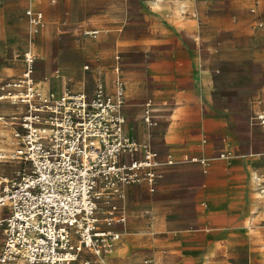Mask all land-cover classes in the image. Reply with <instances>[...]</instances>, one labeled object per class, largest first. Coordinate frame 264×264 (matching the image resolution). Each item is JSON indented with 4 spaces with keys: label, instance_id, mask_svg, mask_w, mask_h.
<instances>
[{
    "label": "built area",
    "instance_id": "2783aa9c",
    "mask_svg": "<svg viewBox=\"0 0 264 264\" xmlns=\"http://www.w3.org/2000/svg\"><path fill=\"white\" fill-rule=\"evenodd\" d=\"M259 4L251 7L253 14ZM26 13L32 31L38 33L44 13L32 5ZM253 28L264 29V21L257 20ZM23 63L20 76L0 85V102L17 109L0 115V121L11 128V158L22 165L17 177H0V264H92L84 255L100 258L120 239L117 227L127 224L124 212L115 214L125 190L146 184L155 191L162 167L176 162L127 133L126 84L120 75L113 94L105 91L101 79L95 94L83 87L44 92L36 87L35 55L26 53ZM155 114V103L148 99L143 119L149 127L157 125ZM250 124L264 129V93L253 99ZM234 153L225 147L219 157ZM185 159L206 163L204 157ZM258 188L264 194L263 179ZM103 202L114 210L101 221Z\"/></svg>",
    "mask_w": 264,
    "mask_h": 264
},
{
    "label": "crops",
    "instance_id": "0c3cea01",
    "mask_svg": "<svg viewBox=\"0 0 264 264\" xmlns=\"http://www.w3.org/2000/svg\"><path fill=\"white\" fill-rule=\"evenodd\" d=\"M37 1H31L33 7ZM52 1L44 0L42 7L50 9ZM58 1V7L62 6L64 1ZM67 5L71 13L84 6V13L89 14L86 25L122 30L119 39L123 45L146 50L145 64L127 70L125 76L130 86L136 87L137 96L149 95L142 108L148 99L155 103V118L157 125H162L166 144L161 155L171 156L175 165L185 155L206 158L205 164L197 162L178 169H186L197 178L188 187V198L177 201L190 207L177 223L178 228L162 222L161 203L156 201L152 212L161 233L154 238L124 234L117 254L127 256L135 248L144 247L153 248L154 256L166 259L168 264H264V195L258 188L264 180V156L241 153L230 122L205 112L202 98L209 86L203 82L201 33L206 23L221 28L232 24L224 15L225 9L211 12L198 0H67ZM135 30L139 35L131 34ZM45 39L44 33L42 44L36 45L38 50L45 46ZM88 49L92 44H85L81 53L87 54ZM42 59L47 60V54ZM146 78L152 83L145 88ZM224 139L228 143H223ZM225 147L236 152L221 158L220 151ZM175 165L162 167L157 188L167 174L175 171Z\"/></svg>",
    "mask_w": 264,
    "mask_h": 264
},
{
    "label": "rangeland",
    "instance_id": "374dc122",
    "mask_svg": "<svg viewBox=\"0 0 264 264\" xmlns=\"http://www.w3.org/2000/svg\"><path fill=\"white\" fill-rule=\"evenodd\" d=\"M63 1L62 6L58 7L59 1L53 0L48 10L42 7L44 0H38L37 5L34 4V9L43 11L45 17L44 26L38 33H34L26 13L32 2L3 0L0 7V85L9 77L20 76L24 69V56L29 52L35 55V81L38 91L42 88L46 91L48 81L51 84L48 91L51 92L75 91L83 87L90 94H95L101 79L105 91L113 94L115 81L120 75L127 88L124 98V112L128 116L127 133L141 145L149 144L159 151L163 150L166 144L161 134L162 125L149 127L142 118L141 103L149 95L137 96L136 87H131L125 76L127 70H134L145 64L146 50L139 46L123 45V40L119 39L122 37V30L110 31L86 25L89 14L84 13V6L78 12L71 13L67 0ZM256 1L260 3L258 13L253 14L251 7ZM198 2L211 12L225 9L224 15L232 21V24L224 28L211 22L206 23V30L201 33L199 48L203 57V82L209 86L207 94L203 91L204 110L210 115L227 118L230 129L238 136L241 153L254 152L258 153L257 157H262L264 129L252 127L250 116L253 99L264 93V29L253 28L257 20L264 21V0ZM96 29L100 30L96 35L85 34L87 30ZM130 32L137 35L140 33L138 30ZM44 33L45 46L42 45L38 50L36 45L42 44L41 36ZM87 43L92 44V49H88L87 54L81 53V48ZM35 48L38 55L35 54ZM46 54L47 60H43L42 57ZM88 66L89 69L86 68ZM144 82L146 88L151 85L152 80L146 78ZM16 111L8 102H0V115H9ZM10 140L11 128H6L0 121V155L7 156L0 158V177L12 179L17 177L22 165L11 158L13 149ZM222 142L225 143V139ZM194 163L197 162L187 161L184 157L175 165L177 170L167 174L155 191L138 184L126 189L127 201L122 198L116 202L118 204L115 214L124 212L128 221L125 226L117 227L121 236L114 243V253L105 257L106 264H146V260H152L149 264H168L166 259L154 256L153 248L137 247L127 256H122L117 254V247L121 245L124 234L154 238L161 233L152 212V204L156 201L161 203L162 222L178 226L177 223L190 207L179 205L177 201L188 198V187L197 180L195 174L186 169H178ZM113 210L114 207L103 202L98 214L101 221ZM2 245L3 236L0 233V251ZM178 256L184 258L182 254ZM85 257L92 260V264H103L100 258L92 255H84Z\"/></svg>",
    "mask_w": 264,
    "mask_h": 264
},
{
    "label": "bare ground",
    "instance_id": "6f19581e",
    "mask_svg": "<svg viewBox=\"0 0 264 264\" xmlns=\"http://www.w3.org/2000/svg\"><path fill=\"white\" fill-rule=\"evenodd\" d=\"M93 33H96V30H94V31H87V32H85V34H93ZM33 44V43H32ZM87 68V67H86ZM57 77H59V76H57ZM56 77V78H57ZM46 81V80H45ZM49 84H50V82H48V81H46V85H47V87H49ZM45 92V91H44ZM48 92V91H47ZM3 141V140H2ZM10 143L12 142V140H10L9 141ZM2 147V145H0V148ZM7 156L6 155H4V154H1L0 155V158H6ZM126 192L124 193V198L126 199ZM114 251V249L112 248L111 250H109V251H107L106 253H104V254H102V256L100 257V260H101V262L102 263H104L105 262V257L108 255V254H110V253H112Z\"/></svg>",
    "mask_w": 264,
    "mask_h": 264
}]
</instances>
